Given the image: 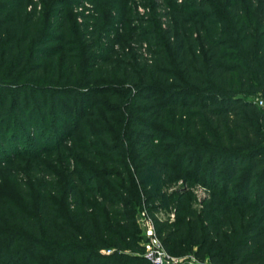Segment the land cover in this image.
Masks as SVG:
<instances>
[{
	"label": "trees",
	"instance_id": "trees-1",
	"mask_svg": "<svg viewBox=\"0 0 264 264\" xmlns=\"http://www.w3.org/2000/svg\"><path fill=\"white\" fill-rule=\"evenodd\" d=\"M119 2L76 23L79 0H0V164L32 155L22 121L66 175L42 163L36 196L17 183L26 209L0 207V264H155L140 207L172 255L264 264V0H178L159 31L126 27L136 45L124 52L110 37L128 13ZM92 83L128 121L115 130L114 111L95 109L89 140L42 142L31 110L46 117Z\"/></svg>",
	"mask_w": 264,
	"mask_h": 264
},
{
	"label": "rangeland",
	"instance_id": "rangeland-1",
	"mask_svg": "<svg viewBox=\"0 0 264 264\" xmlns=\"http://www.w3.org/2000/svg\"><path fill=\"white\" fill-rule=\"evenodd\" d=\"M113 1L115 0H94L95 3H93L91 0H79V3L74 8L72 13L69 12V14L72 15V18L74 16V13H78V18H76V23L79 22H85L87 23L88 18H92V16L97 14L96 6L101 5V8L103 9V12L108 13L113 16V12L110 11V9H113ZM121 3H127V11L128 13L125 19L119 20L120 22L117 23L118 28H115L111 31L110 37L115 39L120 38L121 42H118L115 44L117 48L121 52H124L125 50L128 51L130 49H134V46L136 45V40L131 37L130 31L126 29L128 26L137 27L138 28H150L154 30H160V21L162 19V22H167L168 20H176L175 16L173 15V9L178 6V0H119ZM182 1V0H179ZM251 1V0H247ZM260 1V0H259ZM119 2V3H120ZM188 3V2H187ZM190 3V2H189ZM118 5V4H117ZM82 8H78L81 7ZM116 5L114 4V8ZM259 7L257 4L256 6ZM126 9V8H124ZM193 11H201V10H194V8L189 7L187 9V12L191 14ZM74 12V13H73ZM123 11L118 12L122 13ZM116 14V13H114ZM131 14L134 15V19L131 17ZM81 17V18H80ZM75 18V17H74ZM110 18V17H109ZM105 19L107 17L105 16ZM75 20V19H74ZM73 20V21H74ZM144 31V30H143ZM152 31V30H151ZM121 33V36L119 35ZM107 42V41H106ZM147 42L143 43L142 51L144 53V47H147ZM147 52H149L147 50ZM58 80L50 81V84L57 83ZM110 80L109 82H111ZM69 81L60 82L58 85H68ZM68 83V84H67ZM98 87L95 86L92 83V86L87 87L84 89V95L81 97V100L77 101L73 98L72 103H68L65 101L66 94L65 92H62L61 98H63L61 104L59 106H54L53 104H50L49 110L51 111L48 116H44V113L41 111V109H35L31 110L34 114L33 116V125L37 127V130L40 129L42 133L44 134V139L42 142H45V139H48V137L51 138L50 143L53 145L55 143V137L60 134L61 130H66L68 132L72 133V137L74 136L77 139L84 138L88 139L87 133L82 132V127H86L90 130H94L96 128H99L102 126V123H100L99 127L96 126L95 121L99 122L98 118H92L88 114L95 110L99 114H102V112L107 111H114L111 117L112 119H115L119 121L120 123L116 121L109 122L108 125L110 127H115V130L122 127L123 121L127 122V116L124 115V110L120 108V106L115 103L113 99H108V96L101 92V90ZM102 87V86H101ZM55 91V90H54ZM56 92V91H55ZM98 101L102 103H98ZM65 106L69 107V111L66 110ZM90 122V123H89ZM124 122V123H125ZM107 123V122H106ZM104 124V123H103ZM19 132L21 134V143L22 145L27 146L31 150L30 156L25 155L22 151L17 152L15 156L11 160H7L5 162H2L0 164V207H5L8 204L19 206L21 209H26V205L24 201H22L21 196L19 194V190L17 188V183L22 179V177H25L27 179V182L34 192V196L37 195V188L34 187V182L36 181L34 177L38 178L40 177V170L42 163L47 165L48 167H51L56 174V177H59L58 182L63 181V177H66L64 173V169L62 165L57 164V162H60L59 159L55 162L54 155L50 150H47L45 153H39V148L41 147V144L38 142V139L34 134L33 130L28 126L24 125V123L21 121V124L19 126ZM59 136V135H58ZM94 137V136H93ZM82 143V142H79ZM21 145V147H22ZM49 147L50 144H47ZM6 149L9 148V145L5 146ZM13 156L12 154L7 155L8 157ZM34 156H36L34 158ZM51 156V158H49ZM77 167V166H76ZM100 177V176H98ZM34 179V180H33ZM40 181V180H38ZM183 180H180L179 183H183ZM169 191H173V189H170ZM195 191L198 195V203L196 204L197 209H201L200 202L203 200L205 196V190L204 187L199 185L197 188H195ZM36 200H34L33 205H36ZM143 207H140V210L138 212L139 218H142L141 214ZM2 211V210H1ZM2 212H0V215ZM142 227V226H141ZM142 232H144V228L142 227ZM145 235V234H144ZM4 236H0V246L4 245L6 242L3 240ZM193 255V254H192Z\"/></svg>",
	"mask_w": 264,
	"mask_h": 264
},
{
	"label": "built area",
	"instance_id": "built-area-1",
	"mask_svg": "<svg viewBox=\"0 0 264 264\" xmlns=\"http://www.w3.org/2000/svg\"><path fill=\"white\" fill-rule=\"evenodd\" d=\"M78 8H82V6ZM257 102L264 106V99L262 97H257ZM141 216L142 218H139V220L145 232V239L143 242L145 247L144 255L151 262L155 264H216L208 259L200 260L192 254L185 256L172 255L164 248L161 240L157 236L151 218L147 217L145 212H143ZM171 216H174V214H171Z\"/></svg>",
	"mask_w": 264,
	"mask_h": 264
}]
</instances>
